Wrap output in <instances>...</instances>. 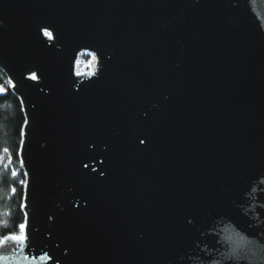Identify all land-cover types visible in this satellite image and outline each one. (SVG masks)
I'll return each instance as SVG.
<instances>
[{"label": "water", "instance_id": "obj_1", "mask_svg": "<svg viewBox=\"0 0 264 264\" xmlns=\"http://www.w3.org/2000/svg\"><path fill=\"white\" fill-rule=\"evenodd\" d=\"M0 68L27 235L0 264H264V0H0Z\"/></svg>", "mask_w": 264, "mask_h": 264}, {"label": "trees", "instance_id": "obj_2", "mask_svg": "<svg viewBox=\"0 0 264 264\" xmlns=\"http://www.w3.org/2000/svg\"><path fill=\"white\" fill-rule=\"evenodd\" d=\"M0 83L4 88L0 95V236H5L14 230L18 233L16 226L25 222V174L19 149L26 118L21 100L1 68Z\"/></svg>", "mask_w": 264, "mask_h": 264}, {"label": "snow or ice", "instance_id": "obj_3", "mask_svg": "<svg viewBox=\"0 0 264 264\" xmlns=\"http://www.w3.org/2000/svg\"><path fill=\"white\" fill-rule=\"evenodd\" d=\"M45 34L48 35V33H45ZM32 79H36V76L33 75ZM13 175L15 176V173H13ZM21 183H23V181H21ZM16 228L18 229V233L14 230V231L9 232L5 236H0V246L5 245L8 241H13L20 245H24L27 239L26 224L20 223L19 225L16 226Z\"/></svg>", "mask_w": 264, "mask_h": 264}, {"label": "rangeland", "instance_id": "obj_4", "mask_svg": "<svg viewBox=\"0 0 264 264\" xmlns=\"http://www.w3.org/2000/svg\"><path fill=\"white\" fill-rule=\"evenodd\" d=\"M85 54H89V56L87 58H85L83 55ZM93 54H90L89 52H83L80 53V56L78 57V61H77V65H76V72H82L86 69V63L88 62V59L90 60L91 58H93Z\"/></svg>", "mask_w": 264, "mask_h": 264}, {"label": "built area", "instance_id": "obj_5", "mask_svg": "<svg viewBox=\"0 0 264 264\" xmlns=\"http://www.w3.org/2000/svg\"><path fill=\"white\" fill-rule=\"evenodd\" d=\"M84 52H87V51H84ZM81 53H83V52H81ZM89 53L90 54H93L91 52H89ZM79 56H80V54H79ZM93 57H95V58H91L90 60L88 59V62L85 65L86 66V69L84 71H82V72H91V73H93L97 69V65H96L97 57L95 55ZM77 61H78V58H77ZM77 61H76V63H77ZM76 65H75V68H76Z\"/></svg>", "mask_w": 264, "mask_h": 264}]
</instances>
